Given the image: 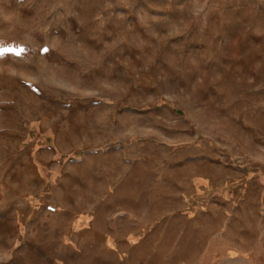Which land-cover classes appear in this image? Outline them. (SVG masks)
<instances>
[{"label": "rangeland", "instance_id": "1", "mask_svg": "<svg viewBox=\"0 0 264 264\" xmlns=\"http://www.w3.org/2000/svg\"><path fill=\"white\" fill-rule=\"evenodd\" d=\"M97 127L205 175L191 205L217 196L213 221L110 257L36 231L77 153L36 155ZM0 264H264V0H0Z\"/></svg>", "mask_w": 264, "mask_h": 264}, {"label": "crops", "instance_id": "2", "mask_svg": "<svg viewBox=\"0 0 264 264\" xmlns=\"http://www.w3.org/2000/svg\"><path fill=\"white\" fill-rule=\"evenodd\" d=\"M62 122L57 121L63 126ZM61 131L56 148H41L36 156L41 164L52 168L59 148L77 153L52 189L57 204L62 205L63 219L35 218L32 223L36 231L54 228L55 236L64 231L91 252L110 257L121 252L123 238L138 239V251L148 244L151 249L147 253L155 254L154 241L158 244L159 238L165 237V232L174 229L176 223L196 227L205 218L213 221L217 196L203 206L191 205L199 188L195 182L205 175L195 178L187 174L179 181L170 173L161 174L159 151L146 150L129 141L112 144L106 130L100 127L94 129L97 136L87 141L75 140L67 130ZM168 159V165H175V154ZM32 179L35 189L44 184L35 175ZM111 237L115 239L114 245L109 244Z\"/></svg>", "mask_w": 264, "mask_h": 264}]
</instances>
